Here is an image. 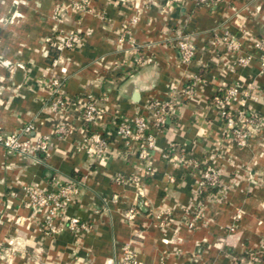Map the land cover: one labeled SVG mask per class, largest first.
<instances>
[{
	"label": "crops",
	"instance_id": "0c3cea01",
	"mask_svg": "<svg viewBox=\"0 0 264 264\" xmlns=\"http://www.w3.org/2000/svg\"><path fill=\"white\" fill-rule=\"evenodd\" d=\"M73 2L0 0V135L28 123L32 137L53 135L48 150L32 156L0 145V264H114L126 248L142 264H239L259 250L264 264V128L238 146L214 103L236 84L259 91L246 104L264 116L260 51L243 39L240 54L252 58L231 68L238 55L215 42L225 29L263 37L264 0H95L81 14ZM136 15L131 43L125 28ZM68 31L80 35L74 49L47 41L59 44ZM178 32L196 46L191 62L180 60ZM56 77L68 101L64 114L51 105ZM172 98L178 104L164 126L151 128L148 170L139 144H126L116 125L140 113L152 118L148 104ZM91 99L103 109L92 128L108 141L103 160L85 149L90 130L81 111ZM60 123L69 126L64 136L53 133ZM182 154L192 161L179 162ZM208 163L221 176L212 189L202 185ZM68 178L82 179V192L53 224L77 216L88 228L46 234L44 210L26 206L28 188L50 192ZM131 207L138 214L130 222L122 213Z\"/></svg>",
	"mask_w": 264,
	"mask_h": 264
},
{
	"label": "built area",
	"instance_id": "2783aa9c",
	"mask_svg": "<svg viewBox=\"0 0 264 264\" xmlns=\"http://www.w3.org/2000/svg\"><path fill=\"white\" fill-rule=\"evenodd\" d=\"M95 0H74L72 9L78 13H84L92 10V2ZM119 1V0H117ZM125 1V0H121ZM196 5L213 6L221 0H193ZM139 20V17L134 16L130 23L126 26L125 31L130 35L129 39L131 43H134L132 37V26ZM243 39L249 40L260 51V60L264 65V36L254 37L249 36L247 33H242L241 36L233 34L228 29H225L222 36H216L218 44H223L229 52L237 54L236 58L232 61L231 68L247 65L252 56L250 54H240L243 50ZM122 40V38H121ZM50 45L59 49H74L79 41L80 35L78 32H67L60 38L59 44L54 42L53 38L47 39ZM174 45L178 49L180 60L183 63L191 62L196 55V46L188 38L185 33L178 32ZM142 56L136 57V62H141ZM57 60H54V64ZM194 79H198L197 76H193ZM51 86L53 88V97L51 100L52 108L55 112L64 114L68 107V101L63 92L62 80L59 78H53L51 80ZM193 89V83L187 84L183 91L187 94L191 93ZM259 91L255 90H243L236 84H230L224 89L223 94L214 96V103L219 109V114L225 123L226 130L231 136L233 142L238 146H246L249 143V139L252 135L261 131L264 128V116L260 114L254 107L246 104L248 100H257ZM234 101H239L241 106L233 108ZM178 104L175 98L167 101L154 100L148 104V109L153 112V117L150 118L147 114L140 113L131 121H121L116 125L117 136L124 139L126 144L136 142L139 144L138 158L142 160L147 169H151L150 151L155 147L156 133L151 132V128L160 130L165 122L168 114L173 111ZM103 109L96 99L87 100L81 111V119L84 127L90 130V127L96 123L97 118L102 114ZM33 131V125L28 123L18 131L10 132L0 135V145L8 149L11 152L19 153L25 156H32L35 152H44L48 150L53 135H41L32 137L30 134ZM69 132V126L65 123H60L54 130V135L64 136ZM85 149L97 160H103L108 148V141L105 137L97 131H88L85 139ZM165 158L169 157V154H163ZM179 162L189 164L192 160L182 154L177 159ZM221 184V176L213 163H208L202 172V185L206 187H215ZM83 188L82 179L68 178L62 183L57 190L44 191L36 187H30L27 191L26 206L35 210H44L45 217L40 222L42 229L49 235H55L59 233L65 227L78 231L87 229L88 224L81 220L77 216L67 217L66 222L63 225H54L53 221L58 217H65L66 210L70 204L81 194ZM114 199H117L114 196ZM123 217L127 221H132L138 214V211L134 208H128L123 211ZM260 250L257 252H250L246 259L240 260L239 264H259ZM1 255V250H0ZM114 264H142L136 258L131 250L126 248L121 259L117 260Z\"/></svg>",
	"mask_w": 264,
	"mask_h": 264
},
{
	"label": "trees",
	"instance_id": "16d2710c",
	"mask_svg": "<svg viewBox=\"0 0 264 264\" xmlns=\"http://www.w3.org/2000/svg\"><path fill=\"white\" fill-rule=\"evenodd\" d=\"M93 126H94V124H93ZM93 126H92V127H90V130H92ZM209 188H211V189H212V187H209ZM213 188H214V187H213Z\"/></svg>",
	"mask_w": 264,
	"mask_h": 264
}]
</instances>
